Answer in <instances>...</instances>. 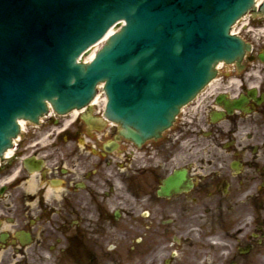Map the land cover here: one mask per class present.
<instances>
[{
  "label": "flooded vegetation",
  "instance_id": "obj_1",
  "mask_svg": "<svg viewBox=\"0 0 264 264\" xmlns=\"http://www.w3.org/2000/svg\"><path fill=\"white\" fill-rule=\"evenodd\" d=\"M221 78L139 145L29 125L0 163V264H264V40Z\"/></svg>",
  "mask_w": 264,
  "mask_h": 264
},
{
  "label": "water",
  "instance_id": "obj_2",
  "mask_svg": "<svg viewBox=\"0 0 264 264\" xmlns=\"http://www.w3.org/2000/svg\"><path fill=\"white\" fill-rule=\"evenodd\" d=\"M260 1L0 0V157L17 118L37 122L46 100L59 114L80 108L98 82L105 116L125 137L157 136L215 76L216 63L249 49L229 29ZM121 20L93 60L96 46L83 52Z\"/></svg>",
  "mask_w": 264,
  "mask_h": 264
},
{
  "label": "rangeland",
  "instance_id": "obj_3",
  "mask_svg": "<svg viewBox=\"0 0 264 264\" xmlns=\"http://www.w3.org/2000/svg\"><path fill=\"white\" fill-rule=\"evenodd\" d=\"M250 23H249V26L245 27L241 32H240V35L243 36L245 38V35L247 33L251 34L253 33L252 31H248L249 27H252L253 29L251 30H255L254 28L256 27V25H261L259 27H263L264 28V16H258V17H254V16H251L248 18ZM237 30V29H236ZM255 34H256V31H255ZM247 39V38H246Z\"/></svg>",
  "mask_w": 264,
  "mask_h": 264
},
{
  "label": "bare ground",
  "instance_id": "obj_4",
  "mask_svg": "<svg viewBox=\"0 0 264 264\" xmlns=\"http://www.w3.org/2000/svg\"><path fill=\"white\" fill-rule=\"evenodd\" d=\"M247 14H248V13H247ZM241 20H243V18H240L239 21H241ZM235 25H236V24H235ZM234 30H235V28L232 27V29H231V33H233ZM96 99H97V97L93 100L92 104L96 102V101H95ZM18 123H19V125H20L21 127H24V125H25L26 122H25L24 120H18Z\"/></svg>",
  "mask_w": 264,
  "mask_h": 264
}]
</instances>
